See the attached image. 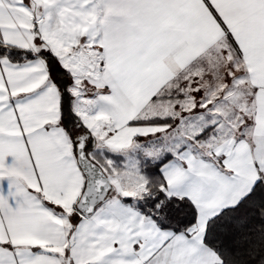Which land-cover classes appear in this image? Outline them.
<instances>
[{"label": "snow or ice", "instance_id": "1", "mask_svg": "<svg viewBox=\"0 0 264 264\" xmlns=\"http://www.w3.org/2000/svg\"><path fill=\"white\" fill-rule=\"evenodd\" d=\"M0 264H264V0H0Z\"/></svg>", "mask_w": 264, "mask_h": 264}]
</instances>
